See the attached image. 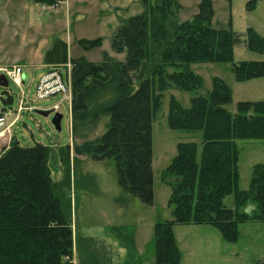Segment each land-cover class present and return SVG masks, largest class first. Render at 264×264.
I'll return each mask as SVG.
<instances>
[{
    "label": "trees",
    "instance_id": "16d2710c",
    "mask_svg": "<svg viewBox=\"0 0 264 264\" xmlns=\"http://www.w3.org/2000/svg\"><path fill=\"white\" fill-rule=\"evenodd\" d=\"M34 1L52 5L62 0ZM181 9L180 0H144V10L112 37L113 50L126 53L124 61L108 52L99 63L71 59L75 154L113 160L120 187L146 205L154 202L153 122L164 92L173 87L198 91L202 78L191 65L233 62L242 43L264 54V36L255 29L242 37L233 29L213 27L211 0H201L198 13L187 21L180 20ZM79 43L89 50L102 39ZM68 58L62 39L45 55L47 64H63ZM233 71L239 82L264 78V60L234 63ZM231 101V88L220 78L206 94H194L188 108L171 99L170 128L201 131L202 152L195 142L180 143L163 171L172 188L174 218L156 225V264H181L175 225H212L226 241L237 242L240 224L264 222V163L254 165L249 188L241 189L237 143L264 140V100L241 101L236 113L226 108ZM66 149L64 161L69 162L70 145ZM50 154V146L25 147L15 136L0 153V264H75L72 213L55 192ZM230 194L234 208L225 205ZM79 242L82 264H114L105 241L80 237Z\"/></svg>",
    "mask_w": 264,
    "mask_h": 264
},
{
    "label": "rangeland",
    "instance_id": "374dc122",
    "mask_svg": "<svg viewBox=\"0 0 264 264\" xmlns=\"http://www.w3.org/2000/svg\"><path fill=\"white\" fill-rule=\"evenodd\" d=\"M69 1L71 8L77 9L76 15H67ZM211 1L214 8L213 27L233 29L242 37L249 28H253L264 36V0ZM200 2L201 0H180V20L192 19L198 13ZM6 5L4 9H0V64L23 63L19 60L30 54V48L26 45L30 39L24 38L25 35L21 36V28L38 24L42 32L48 34L41 43L44 46L61 38L69 45V53L74 58L85 56L88 60L99 63L104 52H108L124 61L126 53H116L113 50L112 37L120 26L127 23L129 17L144 10V0H62L47 6L33 1L24 3L16 0L7 2ZM55 9L61 10L60 23L51 18V10ZM101 11V20L96 23ZM46 21L51 22L50 30L42 26ZM14 30L19 34L16 35ZM98 37H101L102 44L89 50L83 48L78 41L79 38L92 40ZM251 60H264V54L252 52L242 43L235 49L233 62H199L191 65L192 70L202 78V87L198 91L190 92L173 87L164 92L161 108L153 122L152 205L142 203L120 187L113 160L99 161L75 154L70 125L71 104L66 102L61 106L60 130L52 123L55 112L49 116L33 111L22 113L21 119L12 126L13 135L19 143L25 147L37 143L51 147L50 169L55 192L64 204L70 206L72 213L75 264H82L80 237H94L109 244L114 252V264H156V225L174 218V206L170 202L172 188L164 182L163 171L176 156L180 143L195 142L198 144L199 155L202 152L201 131L170 128L171 99L175 98L188 108L192 105L194 94H206L212 89L214 79L220 78L232 91V101L226 105L229 112L236 113L241 101L264 100V78L244 82L235 78L233 64ZM68 61L72 60L68 58ZM25 69L23 89L12 81L9 82V89L15 98L12 110L19 108L20 97H25L35 109L50 110L61 100V95L43 100L37 99L35 95L38 77L47 69ZM2 91L0 89V94ZM2 107L0 99V112ZM104 121L105 119L98 128L99 132L103 131ZM237 143L240 149L239 187L246 190L250 186L254 165L264 163V140L241 139ZM69 145L71 159L65 162L66 147ZM224 201L228 208H234L233 194L228 195ZM174 232L182 252L181 264H264V222L240 224L237 242L226 241L220 230L212 225L178 224L175 225Z\"/></svg>",
    "mask_w": 264,
    "mask_h": 264
},
{
    "label": "built area",
    "instance_id": "2783aa9c",
    "mask_svg": "<svg viewBox=\"0 0 264 264\" xmlns=\"http://www.w3.org/2000/svg\"><path fill=\"white\" fill-rule=\"evenodd\" d=\"M72 61H67L63 64H49L47 70L38 77L35 84V95L39 100L49 99L52 96L61 95V100L54 104L50 110L52 112H59L61 106L68 102L72 106L73 102V89H72ZM26 66L22 64H15L11 66H0V80L5 77L8 83L12 81L18 87L23 89V81L25 77ZM0 89L3 91H8V93L13 97L9 85L7 87L0 84ZM2 91V92H3ZM1 92L0 99L8 98L7 95H3ZM24 94V91L22 90ZM5 105L3 102V107L0 112V153L10 147L12 140L14 138L12 132V126L18 122L24 111H33L34 106L28 104L25 97L19 98V108L15 111L12 110V105ZM7 109H10L7 111Z\"/></svg>",
    "mask_w": 264,
    "mask_h": 264
},
{
    "label": "crops",
    "instance_id": "0c3cea01",
    "mask_svg": "<svg viewBox=\"0 0 264 264\" xmlns=\"http://www.w3.org/2000/svg\"><path fill=\"white\" fill-rule=\"evenodd\" d=\"M13 1H16V0H0V9H4L7 6L6 5L7 2H13ZM31 1L35 2L34 0H22V2H24V3L25 2H31ZM69 2L70 3H69V7L67 8V15H70V16L76 15L77 9L71 8V5H70L71 1H69ZM60 8L61 7H59V9ZM51 11H52L51 18L56 19V22L60 23L62 21L61 10L55 9V10H51ZM0 14H1V11H0ZM102 15H103V12L101 11V15L100 16L98 15V17L96 18V23H98L97 21L101 20ZM46 22H48V23H46ZM46 22L43 23L42 26L43 27L46 26V29L50 30L52 28L51 22L50 21H46ZM21 31H22L21 36L25 35L24 38L30 39L27 41V43L25 42L27 47L30 48V54L26 55V57H24V58H21L19 61L23 62L22 65H25L28 68L41 67V68L47 69V66L49 64H47L45 61V55H46L47 51L53 46L54 42L57 39H61V38H57L52 44L49 43L47 46H44V44H41V43L43 42V40H45L44 36H48V34H44L42 32V28L40 27L39 24L38 25H28L27 27H22ZM14 33H16V35L19 34L18 31H16V30H14ZM81 39H84V38H79V40H81ZM68 47H69V45H68ZM31 51L33 52V54ZM113 56L119 58L116 55H113ZM80 57L86 58L85 56H79L78 58H80ZM69 59L71 60V59H75V58L72 55H70V53H69ZM89 61H91V60H89ZM15 64H21V63L16 62L13 64H0V66H11V65H15ZM70 125H71V121H70Z\"/></svg>",
    "mask_w": 264,
    "mask_h": 264
},
{
    "label": "water",
    "instance_id": "95a60500",
    "mask_svg": "<svg viewBox=\"0 0 264 264\" xmlns=\"http://www.w3.org/2000/svg\"><path fill=\"white\" fill-rule=\"evenodd\" d=\"M0 84L2 86H5V87H7L9 85L8 80L5 77L1 78ZM2 93H3V95L5 94L8 96V98H6V99L3 97L2 102L5 105H11L13 102V97L8 93V91H3ZM33 112L38 113V114L43 115V116H49L52 113V110L34 109ZM61 121H62V114L59 112L55 113L54 117L52 119V123L54 124V126L56 127L57 130L61 129ZM249 210H250V208L248 209V211Z\"/></svg>",
    "mask_w": 264,
    "mask_h": 264
}]
</instances>
